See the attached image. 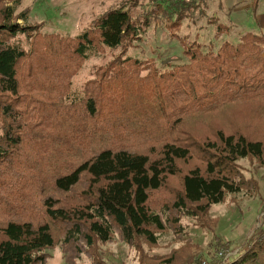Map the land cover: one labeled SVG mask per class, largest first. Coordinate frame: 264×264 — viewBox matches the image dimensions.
I'll use <instances>...</instances> for the list:
<instances>
[{
	"label": "trees",
	"instance_id": "1",
	"mask_svg": "<svg viewBox=\"0 0 264 264\" xmlns=\"http://www.w3.org/2000/svg\"><path fill=\"white\" fill-rule=\"evenodd\" d=\"M20 4L0 0V264H46L56 246L65 264H107L117 242L136 264H191L183 219L208 229L214 205L257 189L238 161L264 165V33L203 51L175 31L202 18L228 33L206 0H115L65 37ZM160 20L187 62L128 55ZM168 234L178 245L150 253ZM229 264H264V232Z\"/></svg>",
	"mask_w": 264,
	"mask_h": 264
},
{
	"label": "rangeland",
	"instance_id": "2",
	"mask_svg": "<svg viewBox=\"0 0 264 264\" xmlns=\"http://www.w3.org/2000/svg\"><path fill=\"white\" fill-rule=\"evenodd\" d=\"M115 0H21L15 12L28 10V23L38 24L41 33H56L73 37L82 32L88 22L103 13ZM206 14H216L219 22L229 25V31L220 39L214 37L215 26L207 25L200 18L195 23L184 20L175 33L183 38L195 40L203 51H215L223 39L238 41L245 32L264 33V0H206ZM221 5V7H220ZM19 23H22L19 20ZM162 20L147 29L136 47L128 55L138 58H153L159 67L187 62L183 45L179 39L171 37ZM100 57L84 62L73 77L72 90L79 94L86 79L91 76L95 64L101 63ZM243 174L252 177L257 183L253 192L232 193L223 204L214 205L208 221L210 228L203 229L183 219L185 237L192 240L190 252L193 262L199 259L205 264L223 261L229 264L240 257L245 248L258 240L264 232V165L246 158L239 159ZM171 235L161 236L159 247L149 250L161 254L176 247ZM221 249V251H219ZM107 264H136L133 253L122 243L101 246ZM46 264H65L63 255L56 246L47 250ZM220 255H219V254ZM191 263V264H192Z\"/></svg>",
	"mask_w": 264,
	"mask_h": 264
},
{
	"label": "built area",
	"instance_id": "3",
	"mask_svg": "<svg viewBox=\"0 0 264 264\" xmlns=\"http://www.w3.org/2000/svg\"><path fill=\"white\" fill-rule=\"evenodd\" d=\"M219 251H221V249H220ZM218 254H219V253H218ZM219 255H220V254H219ZM192 264H205V261L202 260V259H199V260H197L196 262H194V263H192Z\"/></svg>",
	"mask_w": 264,
	"mask_h": 264
}]
</instances>
